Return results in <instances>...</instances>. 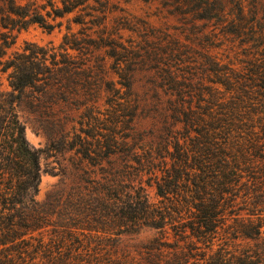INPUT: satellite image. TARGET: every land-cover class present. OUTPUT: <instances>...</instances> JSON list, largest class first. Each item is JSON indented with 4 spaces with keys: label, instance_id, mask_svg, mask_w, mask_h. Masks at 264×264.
Wrapping results in <instances>:
<instances>
[{
    "label": "rangeland",
    "instance_id": "obj_1",
    "mask_svg": "<svg viewBox=\"0 0 264 264\" xmlns=\"http://www.w3.org/2000/svg\"><path fill=\"white\" fill-rule=\"evenodd\" d=\"M106 1L104 10L99 1L89 0L85 8L50 20L54 24L50 31L36 23L14 31L15 43L0 57L4 61L33 43L44 47L49 56L56 53L54 60L63 68L46 90L25 88L15 106L25 138L40 150L41 176L34 196L39 203L49 193H66L84 184L88 176L103 173L79 152L84 140L106 142L114 133L121 142L158 141L162 113H172L170 102L179 93L171 88L170 70L186 79L183 85L190 84L182 91L190 100L193 117L200 113L202 118L193 119L192 138L207 123L211 94L233 101L220 102L214 108L224 110L233 105L242 113L240 124L245 132L250 130L254 98L264 96V0H192L183 7L174 0ZM200 2L208 7V18L190 11ZM207 57L212 65L206 64ZM7 74L0 70L1 90H9ZM113 100L124 104L116 120L109 113ZM239 149L235 151L238 148L233 145V163L227 165L240 169L239 179L250 187L238 189L235 205L220 211L216 220L224 225L264 224V184H254L255 178L264 182V155L256 150L254 156L245 144ZM111 158L120 162L118 155ZM145 187L150 201H155L154 187ZM228 236L229 240L220 239L214 245L229 250L223 262L237 264L243 256L264 264V234L256 239ZM177 246L172 231L143 227L119 235L114 246L67 242L56 250L67 255L76 252V257L88 264H184L180 252L187 248ZM196 246L202 245L191 247ZM191 261L192 257L188 263Z\"/></svg>",
    "mask_w": 264,
    "mask_h": 264
},
{
    "label": "trees",
    "instance_id": "obj_2",
    "mask_svg": "<svg viewBox=\"0 0 264 264\" xmlns=\"http://www.w3.org/2000/svg\"><path fill=\"white\" fill-rule=\"evenodd\" d=\"M20 1L0 0V57L15 43L14 31L33 23L50 31L54 27L50 20L89 4V0ZM94 1L105 9L106 0ZM174 1L179 7L192 3ZM190 11L199 18L209 17L203 2ZM110 54L114 55V51ZM55 57L56 53L49 56L44 47L27 43L21 51L0 60V70L8 72L9 87L0 89V264H88L84 258L76 257L78 253L67 255L56 248L67 242L114 246L119 235L143 227L172 231L174 244L187 248L180 252L184 264H230L222 258L229 250L215 249V242L229 240L230 233L240 239H256L264 234L263 223L224 225L216 220L220 211L235 205L238 189L250 187L239 179L240 169L227 165L233 163V145L237 152L245 144L254 156L256 150L264 155V96L254 98V111L249 112L248 118L250 130L245 132L240 124L242 113L235 111L233 105L224 110L214 108L220 102L233 101L211 94L207 99V123L192 138L193 119L202 118L200 113L193 117L188 108L190 100L182 91L190 84L183 85L186 79L174 70L169 71L174 85L171 88L179 93L175 100L168 99L172 113H162L158 141L121 142L114 133L106 142L84 140L79 152L103 173L88 176L84 184L73 186L66 193H49L43 202L35 201L41 176L40 150L25 138L15 106L25 88L37 86L44 91L51 80L60 77L63 68ZM210 59L205 58L206 64L212 65ZM123 105L113 100L110 117L116 120ZM256 105L263 109L257 110ZM116 155L120 157L118 163L111 158ZM194 167L196 172L192 173ZM256 183L264 184L255 178ZM145 185L154 187L155 201H150ZM198 243L202 246L191 247ZM191 257L193 261L188 263ZM237 264L256 262L240 256Z\"/></svg>",
    "mask_w": 264,
    "mask_h": 264
}]
</instances>
